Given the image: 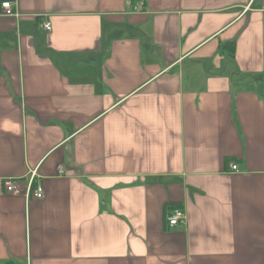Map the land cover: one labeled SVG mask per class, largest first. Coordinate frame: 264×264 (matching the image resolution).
Instances as JSON below:
<instances>
[{
  "label": "crops",
  "instance_id": "1",
  "mask_svg": "<svg viewBox=\"0 0 264 264\" xmlns=\"http://www.w3.org/2000/svg\"><path fill=\"white\" fill-rule=\"evenodd\" d=\"M3 1L0 264H264V0Z\"/></svg>",
  "mask_w": 264,
  "mask_h": 264
},
{
  "label": "built area",
  "instance_id": "2",
  "mask_svg": "<svg viewBox=\"0 0 264 264\" xmlns=\"http://www.w3.org/2000/svg\"><path fill=\"white\" fill-rule=\"evenodd\" d=\"M0 16L2 17H11V18H19V14L17 13V11L15 10L13 4L9 1H3L0 3ZM42 27L44 29L45 32H49L51 29L50 23L49 22H44L42 24ZM231 171H237V167L236 166H231ZM35 176V171H32L30 173L29 179L27 181V183L25 184V196L26 198L29 196V193H31L32 191V186H33V179ZM4 186V190L12 195H20L22 192V187L19 184L18 181L16 180H6L3 183ZM33 196L36 197L37 199H41L42 198V190L41 188L37 187L33 192ZM167 224L170 228H174L176 227L178 224L180 223H184L185 221V214L179 210V209H174L170 215L167 217Z\"/></svg>",
  "mask_w": 264,
  "mask_h": 264
},
{
  "label": "trees",
  "instance_id": "3",
  "mask_svg": "<svg viewBox=\"0 0 264 264\" xmlns=\"http://www.w3.org/2000/svg\"><path fill=\"white\" fill-rule=\"evenodd\" d=\"M222 52L226 53V55L230 58L234 57L235 44L234 42H229L221 47Z\"/></svg>",
  "mask_w": 264,
  "mask_h": 264
},
{
  "label": "rangeland",
  "instance_id": "4",
  "mask_svg": "<svg viewBox=\"0 0 264 264\" xmlns=\"http://www.w3.org/2000/svg\"><path fill=\"white\" fill-rule=\"evenodd\" d=\"M264 93V92H263Z\"/></svg>",
  "mask_w": 264,
  "mask_h": 264
}]
</instances>
